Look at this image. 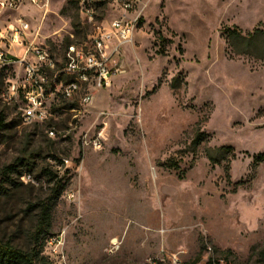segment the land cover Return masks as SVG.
Masks as SVG:
<instances>
[{"label": "rangeland", "instance_id": "374dc122", "mask_svg": "<svg viewBox=\"0 0 264 264\" xmlns=\"http://www.w3.org/2000/svg\"><path fill=\"white\" fill-rule=\"evenodd\" d=\"M124 1L95 0L91 24L65 0H52L44 18L20 13L63 66L68 35L90 48ZM128 1L137 22L121 49L124 72L94 90L90 105L81 89L69 100L59 93L45 122L23 124L4 103L13 73L1 70L0 242L30 248L51 173L64 187L44 238L51 264H264V162L252 164L264 153V60L233 55L223 35L264 29V0ZM222 146L234 158L212 151Z\"/></svg>", "mask_w": 264, "mask_h": 264}, {"label": "built area", "instance_id": "2783aa9c", "mask_svg": "<svg viewBox=\"0 0 264 264\" xmlns=\"http://www.w3.org/2000/svg\"><path fill=\"white\" fill-rule=\"evenodd\" d=\"M51 1L0 0V72L8 69V73H13V79L5 87L4 103L14 104L19 113H24L23 124L45 122L50 101L59 93L64 99H72L74 88H81V105H90L94 90L107 86L112 77L124 72L119 63L121 49L131 43L135 30L132 22H137L136 17H127L131 3L121 2L118 4L122 12L120 17L111 21L107 30L102 28L89 39L90 48L81 49L80 58L65 60V53H73V35H68L63 66H59L50 49L39 43V31L32 29L20 13L23 8L30 7L40 11L44 18ZM65 1L77 7L87 24L95 22L93 0ZM60 75H69L70 84L56 83V76ZM71 75L84 76V84H72ZM49 135L53 136L54 132L51 130ZM92 146L99 148V139L93 140ZM73 198V194L68 195V199ZM118 246L117 239H112L109 250L114 251Z\"/></svg>", "mask_w": 264, "mask_h": 264}, {"label": "trees", "instance_id": "16d2710c", "mask_svg": "<svg viewBox=\"0 0 264 264\" xmlns=\"http://www.w3.org/2000/svg\"><path fill=\"white\" fill-rule=\"evenodd\" d=\"M225 42L229 47L231 53L236 56H251L256 59L264 60V29L260 27L254 28L251 32H242L236 27L224 28L223 32ZM69 43V41H68ZM67 43V44H68ZM65 45V47L67 46ZM157 54H162V50H158ZM4 73L0 72V83ZM175 82V81H174ZM174 86V83H173ZM72 107L69 106L68 109ZM4 113L0 111V128L3 126ZM38 124V123H37ZM39 125V124H38ZM203 139V135L196 133L191 147L197 148ZM215 154L229 155L234 158V151L231 147H218L212 150ZM207 158L211 164L216 161L211 152L208 151ZM264 162V153L257 154L252 157L253 166H257ZM219 163V162H218ZM58 166L62 167L63 163L58 161ZM171 169H177V163L169 162L167 165ZM224 177L227 182L230 181L229 163L223 167ZM49 184H52L48 197L37 203L34 207L37 210V217L34 223L33 230L30 233V248L26 251L14 248L8 243L0 242V264H51L42 254L44 246V238L51 229V213L64 190L61 185V179H57V175L49 173ZM206 264H219L218 261L210 258Z\"/></svg>", "mask_w": 264, "mask_h": 264}, {"label": "bare ground", "instance_id": "6f19581e", "mask_svg": "<svg viewBox=\"0 0 264 264\" xmlns=\"http://www.w3.org/2000/svg\"><path fill=\"white\" fill-rule=\"evenodd\" d=\"M95 0H93V6H94ZM135 28V24L132 23V29ZM81 49H85V47L78 46L74 41H73V53H65V60H73V58H80L81 57ZM1 70H8V69H1ZM62 77H67V80L65 83L61 82ZM71 82L72 84H84V76L81 75H71ZM56 83L60 84H70V76L69 75H60L56 76ZM81 88H74L73 89V95H75ZM4 93V92H3ZM3 96L6 98L5 93ZM20 119L23 123L24 121V113H20Z\"/></svg>", "mask_w": 264, "mask_h": 264}]
</instances>
